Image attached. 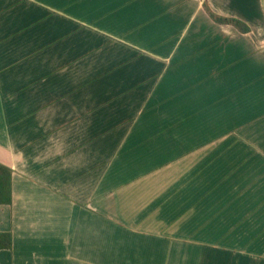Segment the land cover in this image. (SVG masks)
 Instances as JSON below:
<instances>
[{"label": "crops", "instance_id": "crops-1", "mask_svg": "<svg viewBox=\"0 0 264 264\" xmlns=\"http://www.w3.org/2000/svg\"><path fill=\"white\" fill-rule=\"evenodd\" d=\"M0 164V264H264V0H0Z\"/></svg>", "mask_w": 264, "mask_h": 264}, {"label": "trees", "instance_id": "trees-1", "mask_svg": "<svg viewBox=\"0 0 264 264\" xmlns=\"http://www.w3.org/2000/svg\"><path fill=\"white\" fill-rule=\"evenodd\" d=\"M203 8L208 16L216 23L230 24L236 27L238 30L244 32L247 28L238 20L231 18H223L213 13L203 3ZM11 202V170L0 164V205H8ZM11 247V237L9 233H0V249H9Z\"/></svg>", "mask_w": 264, "mask_h": 264}]
</instances>
